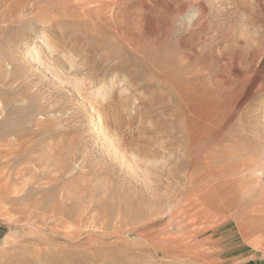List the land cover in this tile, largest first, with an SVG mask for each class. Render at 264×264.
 <instances>
[{
	"label": "rangeland",
	"instance_id": "rangeland-1",
	"mask_svg": "<svg viewBox=\"0 0 264 264\" xmlns=\"http://www.w3.org/2000/svg\"><path fill=\"white\" fill-rule=\"evenodd\" d=\"M34 1L0 0V264L161 260L132 230L188 199L213 264H264V0Z\"/></svg>",
	"mask_w": 264,
	"mask_h": 264
},
{
	"label": "bare ground",
	"instance_id": "bare-ground-1",
	"mask_svg": "<svg viewBox=\"0 0 264 264\" xmlns=\"http://www.w3.org/2000/svg\"><path fill=\"white\" fill-rule=\"evenodd\" d=\"M7 1L10 0H2L3 3H6ZM39 1V0H38ZM89 1V0H88ZM12 3L14 4V8L13 9H22L23 7H26V9H30L31 13L33 16H37L38 15V5H37V1L35 2L34 0H12ZM99 3V2H98ZM41 4V3H40ZM91 4V3H90ZM94 4V3H93ZM110 5H115V0H110L109 1ZM85 6V5H84ZM92 6V5H91ZM1 7V6H0ZM95 7V6H93ZM36 8L37 11H36ZM83 8V7H82ZM62 9V8H60ZM41 10V9H40ZM39 10V13H41L42 11ZM35 11V12H34ZM54 11V10H53ZM57 11V10H55ZM54 11V12H55ZM60 11V10H58ZM82 11V10H81ZM5 12V11H4ZM34 12V14H33ZM57 13V12H56ZM55 13V14H56ZM68 13V12H67ZM90 13V12H89ZM96 13V12H95ZM94 13V14H95ZM81 14V13H80ZM83 14V13H82ZM87 14V13H86ZM93 14V12H92ZM6 15V13H5ZM30 15V13H29ZM54 15V14H53ZM58 15V14H56ZM65 15V13H64ZM66 16V15H65ZM90 16V15H88ZM93 16V15H92ZM32 17V16H31ZM39 17V16H38ZM36 17V18H38ZM45 17V16H44ZM73 17V16H72ZM84 17V16H83ZM97 17V16H96ZM92 18V17H91ZM3 19V18H2ZM37 20V19H36ZM4 21V20H3ZM19 22V21H18ZM103 26V24H102ZM43 31V30H42ZM4 36V35H3ZM258 77V76H257ZM118 78V77H117ZM95 82V81H94ZM252 84V83H251ZM114 88V87H113ZM254 90V88H253ZM187 99V98H186ZM191 102V101H190ZM189 105V104H188ZM193 107V106H192ZM187 108V106H186ZM193 110V109H192ZM114 111V110H113ZM188 112V111H187ZM97 114V113H96ZM99 114V113H98ZM193 114V113H192ZM188 115V114H187ZM191 116V115H190ZM105 126V125H104ZM104 128V127H103ZM111 136V135H110ZM119 137V136H118ZM190 139L191 141L195 140V135L191 134L190 135ZM131 138V137H130ZM108 139V138H107ZM117 139V138H116ZM193 139V140H192ZM118 140V139H117ZM123 139H120V141ZM126 140V139H125ZM110 141V140H109ZM119 142V140H118ZM125 142V141H124ZM112 144V143H111ZM117 145L120 146V144L118 143ZM113 147V144H112ZM116 148V147H115ZM122 159V158H121ZM126 163V162H125ZM146 175V174H145ZM179 178V177H178ZM202 178V177H201ZM180 181V180H179ZM4 184V182H2ZM2 184V185H3ZM1 185V184H0ZM178 186V185H177ZM176 186V187H177ZM174 187V188H176ZM173 188V189H174ZM153 190V189H152ZM175 192V191H174ZM178 193V192H177ZM16 194V193H15ZM169 195V194H168ZM167 195V197H168ZM172 195V194H171ZM174 195V194H173ZM164 196V195H163ZM162 196V197H163ZM170 196V195H169ZM157 197V196H156ZM154 197V198H156ZM160 198H162L161 196H159ZM166 197V196H165ZM169 198V197H168ZM143 199V198H142ZM165 200V199H164ZM163 199H154L153 201L151 200H146L145 201V206L148 207L147 208V216H149L150 218L146 221L145 225L146 227L148 225H152L151 227H153L154 224H157L158 222H160L161 219V215L163 214L164 210L163 208H160V205H164ZM166 201V200H165ZM172 201V200H171ZM175 201V200H173ZM166 203V202H165ZM199 202H197L194 199H188L187 201H185V204H183V208L181 210H178L177 212L172 211L173 213H171L170 215V220L167 223L166 226H164L161 230H155V228H150L147 230H144L142 228H139V226H136L132 232L135 233L137 236L142 237V236H147L149 233H155L153 238H151L150 240V244L153 247V251H149L150 254L154 253V255L156 254L157 256L160 255L161 256V260L155 259V260H150L148 262H146L145 264H213L211 262V256H209V254L206 252V249L203 248V245H208L210 243H214L215 241H217V239H214V237H207L203 240H200V237L205 233L208 232L209 230L205 231L203 230V228H196L195 225L197 223H199L202 219L204 220L205 215L203 214H197L196 212H194L193 209L197 208L196 206L198 205ZM138 204V203H137ZM153 204V205H152ZM259 204V203H258ZM132 205V204H131ZM162 205V207H164ZM225 205V204H224ZM250 205V204H249ZM122 205H119L117 208H120ZM140 206V205H139ZM144 206V207H145ZM156 206V208H155ZM181 206V205H180ZM229 206V205H228ZM227 206V207H228ZM135 207V206H134ZM226 207V206H225ZM222 208L223 205H222ZM122 209V208H120ZM136 209V207H135ZM134 209V210H135ZM138 209V208H137ZM262 209V208H261ZM140 210V208H139ZM218 210V209H217ZM215 210V211H217ZM219 210H222L219 208ZM228 210V209H227ZM254 210V209H253ZM12 211V209L8 206H4V207H0V212L4 215H8L10 214ZM123 211L125 212V209H123ZM122 211V212H123ZM132 211V210H131ZM249 211V210H248ZM121 212V213H122ZM127 212H130L129 210H127ZM127 212H125L124 214H126ZM134 212V211H133ZM133 212L129 213V214H133ZM139 212V211H138ZM218 212V211H217ZM260 212V210H259ZM264 212V211H263ZM119 213V212H118ZM135 213V212H134ZM142 213V212H141ZM146 213V212H145ZM16 214V213H15ZM14 214V215H15ZM18 214V213H17ZM219 214V213H218ZM221 214V212H220ZM219 214V215H220ZM128 215V214H127ZM256 215V214H255ZM146 216V215H145ZM144 216V217H145ZM234 216L237 217V214ZM235 217V218H236ZM234 218V217H233ZM240 217H238L237 219H239ZM116 219V218H115ZM257 219V218H256ZM105 220V219H104ZM235 220V219H234ZM236 221V220H235ZM124 222V221H123ZM62 224V223H61ZM101 224V223H100ZM136 224V223H133ZM241 224V220H239V223ZM68 225V224H67ZM138 225V224H137ZM173 225H178L179 229L177 231H173L171 229H169L171 226ZM66 226V225H65ZM133 226V225H131ZM58 227V226H57ZM115 227V226H114ZM128 227V226H127ZM65 228V227H64ZM60 229V228H59ZM67 229V228H66ZM64 230V229H63ZM144 230V231H143ZM13 232V231H12ZM35 232V231H34ZM215 233V232H214ZM10 234V233H9ZM31 234V233H30ZM37 234V233H36ZM92 234V233H91ZM32 235V234H31ZM41 235V234H40ZM137 244V243H136ZM142 244V243H141ZM144 245V244H143ZM150 246V247H151ZM148 247V246H147ZM147 250H149V248H147ZM148 253V254H149ZM215 253V252H214ZM217 253V252H216ZM212 254V253H211ZM142 258V257H141ZM144 258V257H143ZM144 262V260H143ZM219 262V261H218ZM221 263V262H220Z\"/></svg>",
	"mask_w": 264,
	"mask_h": 264
}]
</instances>
